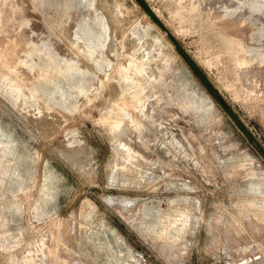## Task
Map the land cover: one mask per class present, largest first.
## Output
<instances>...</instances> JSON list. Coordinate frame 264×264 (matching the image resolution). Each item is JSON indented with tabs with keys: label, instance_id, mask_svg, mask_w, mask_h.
<instances>
[{
	"label": "rangeland",
	"instance_id": "rangeland-1",
	"mask_svg": "<svg viewBox=\"0 0 264 264\" xmlns=\"http://www.w3.org/2000/svg\"><path fill=\"white\" fill-rule=\"evenodd\" d=\"M146 2L264 147V0ZM0 53V264H264V158L134 0H0Z\"/></svg>",
	"mask_w": 264,
	"mask_h": 264
},
{
	"label": "water",
	"instance_id": "water-1",
	"mask_svg": "<svg viewBox=\"0 0 264 264\" xmlns=\"http://www.w3.org/2000/svg\"><path fill=\"white\" fill-rule=\"evenodd\" d=\"M146 16L159 27V29L166 35L169 41L173 44L174 50L185 62L192 73L197 77L203 87L208 91L213 100L218 106L225 112V114L232 120L235 126L244 134V136L251 141L254 147L258 150L259 154L264 158V147L254 137L250 130L244 125L235 111L229 106V104L222 98L219 91L211 80L206 76L203 70L198 66L190 54L185 50L182 44L177 40L170 29L164 24V22L158 17L154 10L149 6L146 0H134Z\"/></svg>",
	"mask_w": 264,
	"mask_h": 264
},
{
	"label": "bare ground",
	"instance_id": "bare-ground-1",
	"mask_svg": "<svg viewBox=\"0 0 264 264\" xmlns=\"http://www.w3.org/2000/svg\"><path fill=\"white\" fill-rule=\"evenodd\" d=\"M0 54H1V53H0ZM0 59L2 60V58H0ZM236 59H237V61H239V63H243V62H244V60H243V59H240L239 57H236ZM132 62H133V61H132ZM135 64H136V63H135ZM13 69H14V68H13ZM13 69L11 68V71H13ZM15 70H16V69H15ZM15 70H14V71H15ZM136 70H137V69H136ZM138 70H139V68H138ZM14 71H13V72H14ZM139 71H140V70H139ZM14 73H15V72H14ZM7 77H8V76H7ZM44 77H45V75H44ZM19 78H20V77H19ZM9 80H11V79H9ZM19 80H21V79H19ZM16 81H17V80H16ZM16 81H15V82H16ZM9 82H10V81H9ZM12 82H13V81H12ZM12 82H10V83H12ZM19 82H20V83H17V84L14 85V86L16 87L15 89L17 90L18 93H20V91L22 90V86H23L22 80L19 81ZM10 86H11V85H10ZM12 86H13V85H12ZM137 96H138V94L135 96L134 100H137V101H138V97H137ZM119 106H120V105H119ZM117 107H118V106H117ZM121 107H122V106H121ZM121 107H120L119 109H122ZM112 125L116 127V126L118 125V122H113ZM121 144H122V143H121ZM121 144H119V145H121ZM123 145L125 146V144H123ZM123 145H122V146H123ZM119 147H120V146H119ZM128 147H129V146H128ZM128 147H126V149H127ZM128 150H131V149H128Z\"/></svg>",
	"mask_w": 264,
	"mask_h": 264
}]
</instances>
